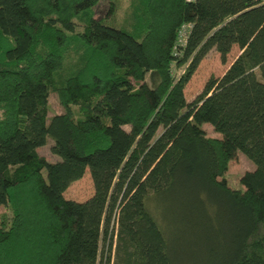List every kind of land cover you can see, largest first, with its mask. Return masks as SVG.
Returning a JSON list of instances; mask_svg holds the SVG:
<instances>
[{"label":"trees","instance_id":"1","mask_svg":"<svg viewBox=\"0 0 264 264\" xmlns=\"http://www.w3.org/2000/svg\"><path fill=\"white\" fill-rule=\"evenodd\" d=\"M120 1L0 0V264H264V2ZM236 150L254 168L232 189ZM85 169L91 195L63 197Z\"/></svg>","mask_w":264,"mask_h":264},{"label":"rangeland","instance_id":"2","mask_svg":"<svg viewBox=\"0 0 264 264\" xmlns=\"http://www.w3.org/2000/svg\"><path fill=\"white\" fill-rule=\"evenodd\" d=\"M124 4L125 0H121L119 2V6H121V8L125 6ZM106 10V4L102 2V0H98L94 9V17L99 18L105 15ZM230 48L231 49L224 56L223 60H220L218 53L213 48H210L207 53L199 60V63L184 85L185 87L183 89V97L185 100H192L194 96L197 95V93L202 89L204 82L209 77H219L223 73L226 67L231 63L232 59L239 53V48H237L236 45H231ZM173 71L175 72L174 74H178L180 72L178 70ZM46 103L47 106L45 115L47 122L51 116L55 115L56 113H61L63 108L59 105V103H57L56 98L52 93L48 95ZM201 126L207 136L220 137L217 132L212 131L209 124L202 123ZM124 128L127 129V127ZM46 139L47 140L45 144L43 146H39L37 151L41 156L44 157L45 160H58V158L49 151V146L52 144V139L49 137H46ZM234 155V158L228 162L227 169L225 170L222 177L226 180L227 185L230 188L237 189L241 187L238 177L243 172L252 170L254 165L252 161L239 150H236ZM92 190L93 186L91 184L89 173H87V169H85L83 171L82 177L72 181L71 184H69V186L63 191L62 196L70 200L73 199L75 201H83L91 195ZM1 214H4V216H9L11 212L7 207L5 208L0 206V215ZM164 215L168 218L166 220V223H168L166 235L170 238V240H172L175 250L180 248V246H185L186 244L181 237L179 238V234L174 228L175 220L174 217L171 216L170 211L167 210L166 214ZM109 264H111V260Z\"/></svg>","mask_w":264,"mask_h":264},{"label":"built area","instance_id":"3","mask_svg":"<svg viewBox=\"0 0 264 264\" xmlns=\"http://www.w3.org/2000/svg\"><path fill=\"white\" fill-rule=\"evenodd\" d=\"M185 1H188L189 2V1H192V0H185ZM262 1L264 2V0H262Z\"/></svg>","mask_w":264,"mask_h":264}]
</instances>
